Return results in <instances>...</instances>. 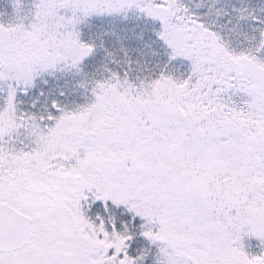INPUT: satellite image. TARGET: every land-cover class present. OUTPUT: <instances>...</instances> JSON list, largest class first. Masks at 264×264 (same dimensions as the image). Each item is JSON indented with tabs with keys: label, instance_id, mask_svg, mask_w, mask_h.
I'll list each match as a JSON object with an SVG mask.
<instances>
[{
	"label": "snow or ice",
	"instance_id": "6c2138e0",
	"mask_svg": "<svg viewBox=\"0 0 264 264\" xmlns=\"http://www.w3.org/2000/svg\"><path fill=\"white\" fill-rule=\"evenodd\" d=\"M0 264H264V0H0Z\"/></svg>",
	"mask_w": 264,
	"mask_h": 264
}]
</instances>
